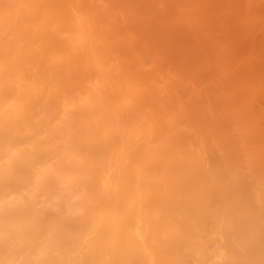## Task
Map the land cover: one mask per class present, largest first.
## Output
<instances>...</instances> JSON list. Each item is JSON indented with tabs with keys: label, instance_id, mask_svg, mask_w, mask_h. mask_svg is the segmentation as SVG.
I'll use <instances>...</instances> for the list:
<instances>
[{
	"label": "bare ground",
	"instance_id": "6f19581e",
	"mask_svg": "<svg viewBox=\"0 0 264 264\" xmlns=\"http://www.w3.org/2000/svg\"><path fill=\"white\" fill-rule=\"evenodd\" d=\"M181 6L0 0V264H264L255 83Z\"/></svg>",
	"mask_w": 264,
	"mask_h": 264
},
{
	"label": "rangeland",
	"instance_id": "374dc122",
	"mask_svg": "<svg viewBox=\"0 0 264 264\" xmlns=\"http://www.w3.org/2000/svg\"><path fill=\"white\" fill-rule=\"evenodd\" d=\"M192 1H194V3H192ZM162 2L166 3L167 1H165V2L162 1ZM177 3L180 6L182 5L181 6L182 9L180 7V10H183L181 12L182 16L178 17L179 19L180 18L185 19L186 23H188L187 20H190L191 18L194 19V20H191L192 23H190V21H189L188 24L190 27H188V25H185V26L184 25H182V26L178 25V27L176 26L177 30H178L179 26L181 28L184 27L183 28V30L185 29L184 32L185 31L189 32V33L185 34L186 38L188 39V42L191 45H195L196 48H198V47L202 48L201 51L198 48L199 51L201 52L200 54L202 56L203 55L207 56V58H211L212 60H210V61L211 62L213 61L212 64L214 62H216L215 64L218 63V66H219V64L222 65V66H219L218 68L224 69L225 65H226V67L228 66L232 70H234V73H235L237 78H244V79H246L247 82L252 80L251 85H253L255 83L253 86L254 90L252 91L253 96L255 98V101L253 99L254 104L252 103L253 106L251 105V109H252V111L253 110L255 112L257 111L258 114L262 113L264 111V0H214V1L213 0H189V1L188 0H183V1L177 0ZM183 3L185 4V7H186V3H188L187 5H191V6L190 7L187 6L186 8H188V9L184 10V6H183L184 4ZM166 4L169 5L170 3L168 2ZM192 4L196 6L195 9H192L194 7ZM214 4H215V6H214ZM190 10H191V13L192 12L193 13L195 12V13L194 14L192 13L193 14L192 15L190 13ZM193 10H195V11H193ZM204 10H207V11L203 12ZM186 12H187L186 15H188L187 19L185 18L186 15L184 16L182 14V13L185 14ZM201 12H203V13H201ZM190 14L192 17H190ZM211 15L213 17H211ZM178 16H180V15H178ZM183 16H184V18H183ZM208 16H210L211 18ZM207 18H210V20ZM205 20H206V22H205ZM207 21H208V23H207ZM214 21H215V23H214ZM198 22H200V23H198ZM191 24H193V25H191ZM196 24H197V26H196ZM181 28H179V29H181ZM204 34L207 36L205 37ZM203 35H204V37H203ZM204 39H205V41H204ZM210 40H212V41H210ZM197 41H199V42L196 44ZM235 43L238 46L237 48H236ZM214 44H215V46H214ZM226 45H228V46H226ZM205 48H206V50H205ZM217 52H219V53H217ZM222 53H223V55H222ZM220 56H222V57H220ZM246 60H247V62H246ZM212 64L209 67V69L207 71H205V72H207L206 74H207V77L209 78V82L213 81L212 83H215V84L218 82L219 86L217 85L218 86L217 87L215 85L217 88L216 92L220 90L219 93L217 92L218 95L220 93L223 94L222 91H223L224 87H225L224 90H226V91H224V93H226L227 92V89H226L227 85L221 81L222 77H221V75L216 74L217 71H216V73H214L213 67L215 64H213V65ZM248 67H252L251 71L253 70V73H251V74H245L244 73V71L248 72V69H250ZM210 70H212V71H210ZM238 71H239V73H238ZM203 74L205 75V73H203ZM209 74L213 75V78H215V81H214V79H212V81H210L212 76H210ZM197 77H198V79L203 78V77H200V75L196 76V78ZM207 77H205V79ZM219 77H221V78L218 79ZM205 79L204 78H203V80L199 79L198 82L196 81L197 79H195L194 81L197 84L200 82V84L197 86V88H199V86H202V88L200 87L201 90H203V92L207 95V94H209L208 91H210V90L206 91V89H208V85L211 83L207 82L208 80L205 81ZM217 79H218V81L216 82ZM204 81L207 82L208 85ZM201 82H204V86L207 85V88L203 89V84ZM256 85L258 88L256 87ZM221 87H222V89H221ZM254 87L256 88V90ZM224 95H219L222 98L220 100H223ZM223 101L225 102V100H223ZM223 101H220V103H222ZM258 110H259V112H258ZM261 110H262V112H261ZM261 125L263 126V127L261 126V128H264V121L261 123ZM263 247H264V245H262L261 250L264 249Z\"/></svg>",
	"mask_w": 264,
	"mask_h": 264
}]
</instances>
